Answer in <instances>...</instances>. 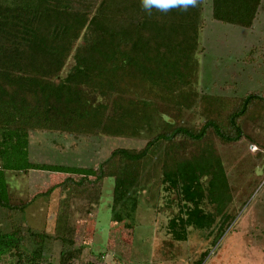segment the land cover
<instances>
[{"label": "trees", "instance_id": "trees-1", "mask_svg": "<svg viewBox=\"0 0 264 264\" xmlns=\"http://www.w3.org/2000/svg\"><path fill=\"white\" fill-rule=\"evenodd\" d=\"M262 2L210 0L211 17L251 28ZM203 3L173 0L145 9L142 0H0V208L9 224L0 230V259L53 264L46 244L54 239L62 246L59 264H69L86 246L76 247L70 233V202L97 204L109 177L112 201L121 203L141 185L144 159L159 146L160 184L178 207L167 233L185 241L188 228L204 223L206 204L218 203L229 187L210 136L224 145L240 141L243 116L260 106L255 103L264 94L200 93L195 54ZM185 111L201 118L197 126L182 124ZM35 130L149 137L140 148H114L96 167H85L32 160ZM31 170L66 175L37 193L58 187L66 193L53 234L25 224L31 199L15 201L9 189L7 172Z\"/></svg>", "mask_w": 264, "mask_h": 264}, {"label": "rangeland", "instance_id": "rangeland-1", "mask_svg": "<svg viewBox=\"0 0 264 264\" xmlns=\"http://www.w3.org/2000/svg\"><path fill=\"white\" fill-rule=\"evenodd\" d=\"M203 5L200 51L195 54L200 93L264 94V0L251 28L213 20L210 0ZM255 104L260 106L242 118L240 141L224 145L210 136L229 187L218 203L206 204V220L200 227L188 228L185 241L173 240L166 230L178 207L174 194L164 192L160 184L163 149L159 146L144 159L141 185L121 203L112 201L113 179L109 177L101 183L97 204L70 202V233L76 247L86 246L69 264H194L201 258L200 264H264V100ZM200 120L193 111L182 115L184 125L197 126ZM148 137L146 132L132 138L35 130L30 133V158L96 167L114 148H140ZM65 177L37 170L6 173L15 201L31 199L25 224L54 233L66 193L61 187L47 195L37 193L62 183ZM5 216L6 210L0 208V230L9 229ZM221 230L223 234L213 244ZM46 245L51 263L59 264L60 241L50 239ZM13 263L11 257L0 259V264Z\"/></svg>", "mask_w": 264, "mask_h": 264}, {"label": "clouds", "instance_id": "clouds-1", "mask_svg": "<svg viewBox=\"0 0 264 264\" xmlns=\"http://www.w3.org/2000/svg\"><path fill=\"white\" fill-rule=\"evenodd\" d=\"M173 0H142L143 7L149 8L150 5L167 6L172 4Z\"/></svg>", "mask_w": 264, "mask_h": 264}, {"label": "crops", "instance_id": "crops-1", "mask_svg": "<svg viewBox=\"0 0 264 264\" xmlns=\"http://www.w3.org/2000/svg\"><path fill=\"white\" fill-rule=\"evenodd\" d=\"M262 4H263V2H262Z\"/></svg>", "mask_w": 264, "mask_h": 264}]
</instances>
